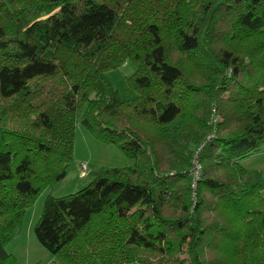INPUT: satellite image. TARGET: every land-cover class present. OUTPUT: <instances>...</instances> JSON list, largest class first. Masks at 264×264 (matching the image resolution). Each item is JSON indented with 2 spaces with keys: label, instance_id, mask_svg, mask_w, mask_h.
I'll list each match as a JSON object with an SVG mask.
<instances>
[{
  "label": "trees",
  "instance_id": "1",
  "mask_svg": "<svg viewBox=\"0 0 264 264\" xmlns=\"http://www.w3.org/2000/svg\"><path fill=\"white\" fill-rule=\"evenodd\" d=\"M78 121L135 166L46 199L57 264H264V0H0V264Z\"/></svg>",
  "mask_w": 264,
  "mask_h": 264
},
{
  "label": "rangeland",
  "instance_id": "2",
  "mask_svg": "<svg viewBox=\"0 0 264 264\" xmlns=\"http://www.w3.org/2000/svg\"><path fill=\"white\" fill-rule=\"evenodd\" d=\"M135 70V65L128 63L120 70L106 75L113 87L119 91L121 98L126 97L125 79ZM102 86L103 82L99 81V87L102 88ZM82 164L88 166V175L85 177L81 175ZM241 165L250 171L260 173L264 179V145L257 153L243 158ZM133 166H135V160L126 155L116 144L98 141L94 134L78 121L73 162L66 177L42 190L24 214L23 224L18 234L6 243L7 253L14 257L17 264H57L53 255L40 244L35 233L46 199L49 196L61 197L77 192L91 183L94 180V174L102 168ZM140 255L143 256V254Z\"/></svg>",
  "mask_w": 264,
  "mask_h": 264
},
{
  "label": "built area",
  "instance_id": "3",
  "mask_svg": "<svg viewBox=\"0 0 264 264\" xmlns=\"http://www.w3.org/2000/svg\"><path fill=\"white\" fill-rule=\"evenodd\" d=\"M82 167H83V169H84V171L86 170V168H87V165L86 164H83L82 165ZM86 174V172H83V174L82 175H85Z\"/></svg>",
  "mask_w": 264,
  "mask_h": 264
}]
</instances>
